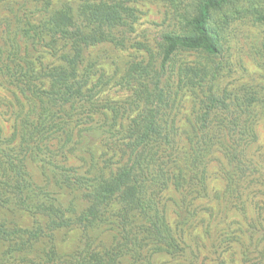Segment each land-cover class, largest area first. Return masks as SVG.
Returning <instances> with one entry per match:
<instances>
[{
  "label": "trees",
  "instance_id": "1",
  "mask_svg": "<svg viewBox=\"0 0 264 264\" xmlns=\"http://www.w3.org/2000/svg\"><path fill=\"white\" fill-rule=\"evenodd\" d=\"M235 1L190 0L184 6L178 14L179 31L163 32L157 55L151 54L145 63H131L117 82L130 91L128 110L115 104L105 108L98 102L110 80L95 78L96 62L88 60V51L134 30L135 7L125 0L66 1L25 19L21 30L30 65L34 66V53L45 55L47 62L40 63L38 70L23 64L16 70L10 62L0 65V82L20 94L17 106L12 107L9 141L2 137L0 121V264H32L28 252L43 231L51 234L67 226L78 228L80 234L73 264H118L124 256L130 264H141L138 256L145 249L183 253L187 243L178 229L167 224L158 195L165 188H175L180 194L176 200L179 217L195 228L201 217L205 219L199 200L207 195L205 172L215 145L226 157L221 170L225 200L249 197L248 185L256 181L258 166L241 159L246 157L241 144L255 139L247 123L251 107L245 102L247 97L236 98L234 106L218 90L208 89L198 125V130L206 132L191 137L184 148L175 140L172 122L166 120L171 80L194 86L201 83L204 88L210 76L216 80L220 73L205 62L167 73L174 56L182 51L219 55L223 43L215 13ZM241 3L254 5L255 0ZM40 69L38 85L30 72ZM102 142L113 163H101L94 154ZM60 153L63 158L79 157L83 165L56 161ZM29 161L39 164L48 182L77 191L84 204L63 205L34 183L26 170ZM247 162L251 169L242 172ZM21 214L43 215L47 220L21 227L13 219ZM211 214L206 219L208 229L218 212ZM108 218L116 236L109 245L99 247L90 232L105 226ZM219 264L224 262L220 259Z\"/></svg>",
  "mask_w": 264,
  "mask_h": 264
},
{
  "label": "rangeland",
  "instance_id": "2",
  "mask_svg": "<svg viewBox=\"0 0 264 264\" xmlns=\"http://www.w3.org/2000/svg\"><path fill=\"white\" fill-rule=\"evenodd\" d=\"M66 1L76 3L81 0H0V65L10 62L16 70H20L17 66L20 64L33 66L29 62L21 25L26 18L53 9ZM125 1L138 12L135 29L119 34L118 39H114V43L118 45L107 42L88 51V60L96 62V66H93L95 78L110 80L106 93L102 94L98 102L104 104L105 108L115 104L121 110H128L130 106V100L127 99L130 97V91L117 85V82H120L119 79L131 63H145L151 54L157 55L163 32L179 31L178 14L190 0ZM243 1L236 0L215 13L216 26L222 34L223 43L219 55L207 56L199 51H182L174 56L167 73L172 70L174 74L176 68L197 62L209 63L212 68L219 69L220 73L217 74L216 80H212L210 76L204 88L199 86L201 83L194 86L184 82L176 83V80L172 83L171 80L167 88L169 103L166 120L172 122L175 140L184 148L191 137L201 132L198 125L204 111L202 100L208 89L218 90L219 94L234 106L236 98L247 97L245 102L251 103L247 123L252 128L255 139L251 140L250 137L248 145L244 142L241 144L246 154V157L241 159L257 163L258 172L253 176L256 181L248 185L249 197L244 196L243 199L239 196L233 201L225 200L223 195L226 192V180L221 170L226 157L215 145L212 152L209 151L210 159L205 172L207 195L199 200L205 219L201 217L195 228L189 226L190 222L184 224L176 207L179 192L175 188L163 189L159 192L158 202L165 214V220L171 228L179 230V236L188 245L184 242L187 247L179 254L145 249L138 256L141 264H219L220 259L224 264H264V20L260 19V16L264 15V0H255L254 5L242 4ZM32 60L35 70L42 66L40 63L47 62L46 56L40 53H34ZM88 60L87 62L92 63ZM30 74L39 85L37 78L41 76L42 69ZM18 92L8 83L0 82L2 137L8 141L14 126L12 107L17 106L16 97L20 96ZM222 112L223 110L221 114ZM210 115L214 119L217 118L214 113ZM205 132L206 129H202L201 135ZM94 154L101 163L114 162L106 143L102 142V147L96 151L94 149ZM63 157L62 153L58 154L56 161L83 165L79 157ZM249 162L241 169L242 172L247 173L251 169ZM26 170L34 183L44 186L63 205L74 204L78 207L84 204L77 191L58 187L52 181L48 182L38 163L29 161ZM212 211L218 212V215L212 221L211 229H208L206 219L208 216L213 217ZM13 219L21 227H31L35 221L47 220L43 215L28 214L17 215ZM110 224L108 218L105 226L90 232L97 246L109 245L115 239L116 233ZM79 237V229L72 226L56 229L51 231V234L44 230L28 252L29 262L73 264L76 262ZM129 262L124 256L118 264H130Z\"/></svg>",
  "mask_w": 264,
  "mask_h": 264
}]
</instances>
